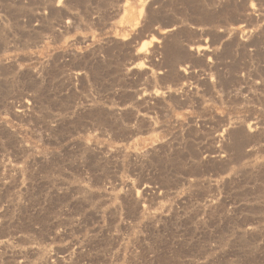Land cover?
Listing matches in <instances>:
<instances>
[{"label": "rangeland", "instance_id": "obj_1", "mask_svg": "<svg viewBox=\"0 0 264 264\" xmlns=\"http://www.w3.org/2000/svg\"><path fill=\"white\" fill-rule=\"evenodd\" d=\"M0 264H264V0H0Z\"/></svg>", "mask_w": 264, "mask_h": 264}]
</instances>
